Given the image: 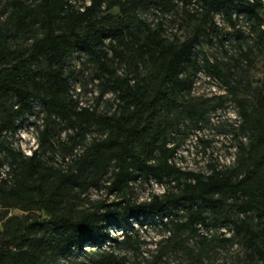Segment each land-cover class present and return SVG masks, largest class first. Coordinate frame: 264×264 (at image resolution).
I'll return each mask as SVG.
<instances>
[{"label":"trees","instance_id":"obj_1","mask_svg":"<svg viewBox=\"0 0 264 264\" xmlns=\"http://www.w3.org/2000/svg\"><path fill=\"white\" fill-rule=\"evenodd\" d=\"M6 0L0 24V164L7 176L0 181V264H57L59 260L111 237L120 230L124 241L134 222L171 224L198 232L203 224L227 225L224 240L239 237L251 261L264 264V90L251 106L240 103L242 123L233 126L237 138L234 164L213 165L209 172L181 167L174 160L189 131L179 137L182 118L195 126L209 119L210 107L185 99L192 87L191 68L198 65L196 46L203 34L223 42L229 37L215 21L221 13L233 27L243 13L250 32L236 28L238 39L264 42V16L259 0ZM182 2L193 30L170 39L163 19L152 24L139 7L157 6L171 12ZM118 7L119 11L114 12ZM189 7V8H188ZM23 37L13 42V37ZM240 56L250 65L253 48ZM78 51L97 68L100 92L116 95L112 112L81 105L72 96L70 55ZM126 70L120 72L121 64ZM221 75L218 63L212 64ZM239 100V99H238ZM39 102L44 112L37 145L31 153L13 147L14 136ZM63 122L74 133L59 142L73 151L93 126L94 136L67 166L44 158L55 148L53 137ZM246 136L247 139H244ZM138 179L166 182L162 193L132 197ZM105 187L119 199H100L77 208L90 187ZM32 206L42 216L9 214L11 208ZM115 240L117 237H113ZM191 263L201 252L188 247ZM97 260L116 264L114 250H98Z\"/></svg>","mask_w":264,"mask_h":264},{"label":"rangeland","instance_id":"obj_2","mask_svg":"<svg viewBox=\"0 0 264 264\" xmlns=\"http://www.w3.org/2000/svg\"><path fill=\"white\" fill-rule=\"evenodd\" d=\"M81 1V0H78ZM89 0H86L88 2ZM6 6V0H0V24L6 17V12L1 10ZM195 7V6H194ZM189 8V7H188ZM114 12L119 8L115 7ZM140 14L152 24L163 19L166 27L165 34L170 38L183 39L188 35L196 23V19H190L184 10L182 2L171 12L158 10L157 6L139 7ZM225 31V29L223 30ZM227 31V32H226ZM228 42H220L215 35L203 34L201 41L196 46L199 53L198 65L191 68L192 87L186 99L202 101L210 107L207 121H200L195 126L189 116L185 115L180 122V129L176 131L177 137L185 130L189 131L185 142L179 147L174 160L178 165L186 169L209 172L213 165L222 166L234 164L236 161L237 138L233 126L238 127L242 123L240 103L251 106L259 90H264V42L257 41L253 37L242 36L238 39L234 33L226 30ZM23 39L19 35L13 37V42ZM239 40L243 48H253V62L248 65L245 58L240 56ZM213 63H218L222 72H215ZM126 70V65L121 64L119 71ZM67 72L72 75V96L81 105L97 107L100 112H112L117 106L115 93L107 91L102 99L97 102L100 85L97 78V68L87 59L86 54L74 51L68 61ZM239 99V100H238ZM36 111L30 114L18 133L10 137L12 145L25 153H30L37 145L39 128L42 127L44 112L39 102L35 104ZM59 133L53 137L55 148L48 150L43 156L56 166L65 167L80 153L85 145L94 136H104L96 126L88 132L84 142H78L73 151L68 150L59 139L69 141V135L74 131L67 128L63 122L57 126ZM244 139H247L244 136ZM167 187L166 182L152 179H138L133 182L132 197L146 199L151 193H162ZM85 196L79 200L77 208L91 205L100 199L111 201L119 199L118 193H109L105 187H90L82 194ZM9 214H18L32 217L42 216V211L32 206L28 210L11 208ZM2 225L0 224V230ZM132 236L124 241L120 230L112 229L111 237L103 242L86 244L82 250L72 253L59 260L57 264H103L97 260L98 250H114L121 258L116 264H262L260 260L251 261L246 254V248L239 237L224 240V236L233 234L229 224L217 226L213 221L200 226L198 232L189 228L177 229L175 226L161 223L134 222V228L129 227ZM113 237H117L115 240ZM188 247L195 252H201L200 263H191L187 253Z\"/></svg>","mask_w":264,"mask_h":264},{"label":"built area","instance_id":"obj_3","mask_svg":"<svg viewBox=\"0 0 264 264\" xmlns=\"http://www.w3.org/2000/svg\"><path fill=\"white\" fill-rule=\"evenodd\" d=\"M261 3V10H262V15L264 16V0H259ZM89 2V1H88ZM195 6V7H194ZM189 7L191 10L194 9H199L201 10L202 7L197 3L195 0L189 4ZM234 16H239V21L236 24L235 27L231 26L224 18V16L221 13H215L214 19L216 23L223 29L229 30V32H234L236 28H242L246 33L250 32L249 28V21L245 18L243 13H237L234 12ZM262 27H264V23L262 24ZM226 42H228V39H225ZM32 152V150H31ZM30 152V153H31ZM7 176V165L6 164H0V181Z\"/></svg>","mask_w":264,"mask_h":264}]
</instances>
